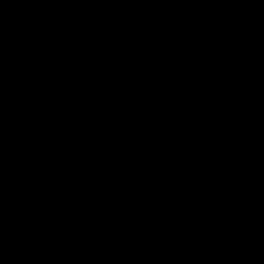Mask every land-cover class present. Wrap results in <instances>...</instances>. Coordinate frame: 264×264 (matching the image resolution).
<instances>
[{
    "label": "water",
    "instance_id": "1",
    "mask_svg": "<svg viewBox=\"0 0 264 264\" xmlns=\"http://www.w3.org/2000/svg\"><path fill=\"white\" fill-rule=\"evenodd\" d=\"M0 264H264V0H0Z\"/></svg>",
    "mask_w": 264,
    "mask_h": 264
}]
</instances>
